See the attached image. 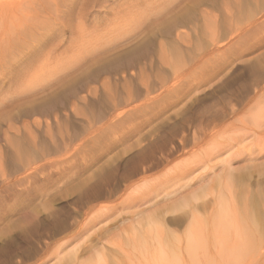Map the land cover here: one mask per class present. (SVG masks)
I'll use <instances>...</instances> for the list:
<instances>
[{"label":"rangeland","instance_id":"374dc122","mask_svg":"<svg viewBox=\"0 0 264 264\" xmlns=\"http://www.w3.org/2000/svg\"><path fill=\"white\" fill-rule=\"evenodd\" d=\"M35 5L31 19L0 28V264H70L75 249L83 264L96 254L106 264H148L124 245L132 226L150 214L171 217L174 203L221 159L239 173L247 169L249 206L262 220L264 45H255L264 41V0ZM127 96L132 102L124 104ZM146 179L191 188L153 199L148 185L140 188ZM242 201L234 202L239 211ZM199 207L204 243L197 262L186 264H211V257L212 264H264V251L262 259L240 254L235 262L209 254L212 208ZM100 212L105 217L94 218ZM169 226L158 233L171 229L182 246L183 228Z\"/></svg>","mask_w":264,"mask_h":264},{"label":"bare ground","instance_id":"6f19581e","mask_svg":"<svg viewBox=\"0 0 264 264\" xmlns=\"http://www.w3.org/2000/svg\"><path fill=\"white\" fill-rule=\"evenodd\" d=\"M39 1L40 0H0V28L6 27L9 24L12 25L13 22L15 23V21L20 19V17L23 16V15H24L23 16L24 18L26 17L25 15L28 16L29 14H26V13H29V12H27V11L29 9L32 10V7ZM43 1H45V0H43ZM74 3H75V1H74ZM69 5L68 6L66 5L65 7H69ZM47 6H48V4H47ZM62 6H64V5H62ZM75 6H76V4H75ZM35 7H36V5H35ZM56 11H58L57 8H55L53 12H55L57 14L58 12H56ZM30 12H32V11H30ZM56 16H54L55 19L57 18ZM59 17H61V16H59ZM21 19H22V17H21ZM48 20H50V19H48ZM22 21L23 20H21V23H22ZM54 25H57V24H54ZM19 28H21V27H19ZM229 30L230 29H228V31H227V29H226L227 32H229ZM3 32L4 31H2V34H3ZM35 33H36V31H35ZM26 34H27V32H26ZM227 34L229 35V33H227ZM8 36H9V34H8ZM3 38L1 39V41L4 40ZM7 40H9V39H7ZM153 43H154L153 40L149 41V43L146 45L145 53L149 52V50L153 46ZM259 44L264 45V41L262 40L260 43H258L255 46H259ZM14 53H15V51H14ZM19 54H20V52H19ZM6 55H7V53H6ZM15 55H16V53H15ZM16 58H17V56H16ZM8 59H9V57H8ZM13 59H15V58H13ZM89 77H91V76H89ZM87 85H88V83H87ZM75 91H77V89ZM59 94H61V93H59ZM69 96H70V94H69ZM130 97H131V94H130ZM71 98H72V96H71ZM131 98H134V97H131ZM131 98H129L127 96V98H126L127 100H125V102H123V103L124 104L129 103L128 102L129 99L132 102ZM102 102H103V100H102ZM64 106H66V104H64ZM103 106H106V105L104 104V105H102V107ZM26 130H27V128H26ZM26 132H23L24 135H25ZM7 137H8V134L6 135L4 140L7 141ZM32 138H33V135H32ZM192 138L194 140V142H192V143L196 144V142L198 140L200 141V139H199V137L197 135L193 134ZM33 140H34V138H33ZM27 141H28V139H27ZM30 142H31V140H30ZM7 146H9V145H7ZM14 148H16L15 144H14ZM34 148H35V146H34ZM16 149H14V150L16 151ZM11 153H13V152L11 151ZM17 154H19L18 151H17ZM11 157L12 158H10V159H12V161H13V160H15L14 157H16V156H14V154H13ZM221 160H222L221 163L219 161L220 167L217 169V171L211 172V174L206 178L205 181H202L201 179H199L202 182L199 183L194 188L189 187V185H190L189 183H185V182H182V181L177 183V184L181 183V185L180 186L179 185L175 186V188L173 187L174 189L170 188L171 187V184H169L170 181L168 182V181H166V179H165V182H158V183L156 181L151 183L147 179H146V181H143L142 185L140 184L141 185L140 188L142 189L143 187H146L148 185L149 187H147V188L149 190V193L152 194L151 196H152L153 199L159 197L160 195H162V198H164V199H167V198L171 199V198H169L170 196L178 193L181 190L184 191L185 187H189V190H190V188H191V190H190V192H187L185 195L181 196L174 203L172 208H170L171 210L169 211L170 212L169 214H172L171 217L165 219V218H163V216H161L165 220H161V219L159 220L158 217H156L155 215L150 214V215H147L144 218H142L140 223H137V225L132 226L130 234L126 235L127 237L124 238V240H125V244L124 245L127 246L128 248H130L131 250L133 249V250L143 254V256L145 255L144 256L145 259L148 260V261H146V263H148L150 261V263H148V264H186L188 262V261L186 262V258L188 260L192 261V262H195V261L197 262V260H195L196 253H197L196 249L202 250V248H200V246H201L200 243L202 242L201 240L204 238V235H203V232H202L203 230L200 229V226H201V225H199L200 221L197 223V220L195 218L196 208L199 207V206L198 207L196 206V202L199 201V200L210 198L207 201H204L201 204V206H200L201 209H203V210H208L209 207H210V209L212 208L210 210L211 211V213H210V217L211 218L208 219V221L210 220L208 222L209 223V228H210V225H211V231L209 230L210 233H208V239L210 238L209 239V243H210V240L212 241L211 242L212 244L210 245L211 246L210 250H212L213 252L212 251H208V252H210L209 254H211V255L215 254L218 258H220L219 261L221 259H223V260L225 259V260H229L230 262H235V261H237L239 259V258L237 259V257L240 254H241L240 255L241 257L244 256L243 258H245V257H247L249 255L248 258H246V259H248V261H253L254 259H256V257H259V258L262 259L264 247L260 246L261 244L259 245V243H262V242H260V241L259 242H255L254 233L256 232L258 235H261V236H262V234L264 235V209L262 211V214L259 213L260 216L262 215L261 216L262 220L259 218L260 221H258V223H259L258 224V223H256L257 222L256 218H255L256 215H255L254 210H253L254 207L251 206V205L249 206V202H250L249 201L250 200L249 192L252 191V190H250L249 188L247 189V184L244 182L245 180L246 181L249 180V175L250 174L248 173L247 169H246V171L244 173H239L232 167V165H231V163L229 161H223V159H221ZM23 166H25V165H23ZM91 175H93V174H91ZM86 178H87V176H86ZM144 179H142V180H144ZM260 185H264V180L258 181L257 186H260ZM255 186H256V184H255ZM249 187H250V185H249ZM260 187H258V189H257V190H259V192H260V189H259ZM137 188L140 189L139 187H137ZM239 188H241L243 190H240L241 191L240 192L241 196L239 195L240 197L239 196L238 197L242 198V200L246 203V204L245 203L243 204L244 207H240L239 206L240 208H243L240 211L237 208L238 206L234 205V202L239 199V198L236 199L237 196L235 195V193H236L235 190H239ZM138 189H137V191H138ZM89 190H93V189L89 188ZM248 190H250V191H248ZM263 191H264V189H263ZM262 192L259 194L260 197L263 196ZM263 194H264V192H263ZM252 196L253 195H251V201L253 200ZM263 197H262V199H263ZM260 202H262V201L260 200ZM262 204H264V202L261 203V206L264 207V205H262ZM257 208L259 209V207H257ZM102 209H104V207L99 209V211L102 210ZM91 213H92V210H90L88 213H86L87 215L85 214L86 215V219H87V217H89L88 215L91 214ZM157 216H159V215H157ZM102 217L104 218L105 215H104L103 212H100L94 218L103 219ZM257 218H258V216H257ZM200 224H201V222H200ZM161 225H163L164 227L170 225V226H175V227H178V228H183L184 231H182L183 232L182 234L184 235V237H183L184 238V240H183L184 243L182 244V246H180L181 243L179 244V246H178V244L175 245V243H177L181 238L179 239V236L174 235L175 232L170 231L171 229L170 230L165 229L166 230V234H165L166 237L163 236L164 234H162V236H160V233H158V231H160V230L158 228ZM87 226H88V223H86L83 227H80L79 228V232L82 234V232H84L87 229ZM206 226H208V224ZM206 228H208V227H206ZM261 236L259 238H261ZM202 243H204V241ZM257 243H258V245H257ZM122 246L123 245L120 243V245H118L116 247V251H114V253L116 254L117 251H120L121 253L124 252L123 251L124 249H122ZM89 248L91 249L92 247H89ZM75 250L71 251L68 254L70 256V258H72V260L70 261L71 262L70 264H72V263L73 264H83L81 262H75L76 261V259H75V252L76 251ZM135 251H133V252H135ZM205 253H206V251H205ZM103 255L104 254H96L95 256L90 257V259L87 261V264H106V259H105V257ZM117 255H118V252H117ZM119 255H120V253H119ZM57 256H56V258H57ZM69 256H67V258ZM211 258H212V261L215 262V259L213 260V257H211ZM112 261H113V259H112ZM206 261H211V260H207L206 259ZM258 261H260V259ZM119 262L117 264H119ZM214 262H212V263H214ZM242 262L244 263V259H243ZM197 264H199V263H197Z\"/></svg>","mask_w":264,"mask_h":264}]
</instances>
